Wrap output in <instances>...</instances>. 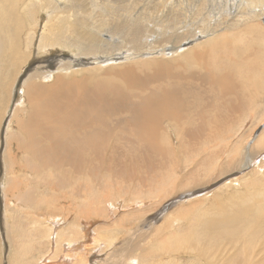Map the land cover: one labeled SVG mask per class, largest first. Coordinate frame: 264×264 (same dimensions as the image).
I'll return each mask as SVG.
<instances>
[{"label":"bare ground","instance_id":"1","mask_svg":"<svg viewBox=\"0 0 264 264\" xmlns=\"http://www.w3.org/2000/svg\"><path fill=\"white\" fill-rule=\"evenodd\" d=\"M162 1L163 17L160 16L161 19L155 20L153 25V22L150 23L153 19L148 21L152 11L148 4L151 0H130L129 3L127 0H0V128L3 120L11 116L9 130L6 131V148L0 156V164L8 176L0 191L8 202L12 198L18 205L35 204V209L40 208V215L48 208H42L44 203L34 202L30 189L23 192L27 177L22 176V180L18 172L22 171L21 174L26 176H32L28 173L44 176L41 178L42 186L49 191L51 188L65 189L63 198L59 200H74L75 214L78 212L76 215L82 216L83 220H76L77 229L72 224L68 228L66 226L64 234L59 223L50 216L52 222L45 229L46 235L50 232L49 235L53 236L55 233L56 239L53 240L57 245L61 244L63 235L66 237L63 239L65 253H77V250L84 249L81 245L85 247L88 244L90 227L86 225L95 215L104 216L107 206L113 213L114 203H105L103 209L95 211L97 205L102 207L97 200L96 191L99 189L106 190L119 180V184H126L118 188L119 194L135 199L144 196L155 199L157 207L145 210V213L152 212L150 217L131 228L125 226L123 230L134 240L141 233H152L155 237L149 242L153 248L143 249L135 258L128 254L130 246L120 248L118 262L110 257L104 258L105 261L96 252L95 256L87 259L81 256L78 260L82 264H183L182 261L177 263V256L181 254L203 255L208 264H264V192L250 202L254 182L247 186V191L230 194L229 199L208 197V185L226 174L255 164L256 157H262L261 163L264 164V127L245 150L242 148L245 139L242 135L240 139L233 136L231 141L226 140L227 135L223 139L225 142H221L223 134L233 126L232 119L226 117L214 123L206 119L208 97L215 86L225 96L229 93L242 95L236 81L238 78L232 80L227 71L232 67L231 63L221 59L224 52L231 60L232 49L227 47L220 52L219 47L220 42L229 43L223 30L232 29L239 21L215 23L211 9H208L209 4L205 5L206 0ZM184 2L186 6H183ZM257 2L259 0H250L251 5ZM262 2L264 5V0ZM186 9L188 14L183 12ZM204 9H208L207 16L198 20L207 22L201 29L194 28L192 21L185 26L181 24L183 18L191 17L192 10L196 13V10ZM220 9L224 10L222 4ZM205 34L215 36L194 47L181 46V43ZM152 51L156 54L145 55ZM150 56L155 58L149 59ZM218 65L220 71L219 68L214 70ZM248 72L246 75L252 73ZM15 86H21L22 101L9 115ZM253 93L252 90L251 94L255 96ZM237 98L230 102L235 110L242 107H238L242 102L239 103ZM215 103L212 102V105ZM235 118L236 121L240 119ZM225 147L229 151L224 155ZM20 154H23L21 159ZM25 154H31L35 160ZM51 167L60 170L49 176ZM237 178H230V182L222 188H232L236 183L239 185L242 179ZM253 179H248L250 181L246 183H251ZM197 192L199 194L192 197V193ZM9 195L11 198L8 200ZM44 196L47 198V193ZM103 197L106 200L109 198ZM182 198L186 201L181 202L177 214L170 217L169 226H166L169 231L176 221L183 220L177 230L186 232L189 220L206 208L207 201H212L207 205L209 210L222 212L202 221V230L189 226L193 232L197 231L193 237L183 232L169 244L160 242L158 221L164 219L162 221L165 222L171 212L169 207ZM229 204L234 205L229 208ZM68 208L74 212L72 206ZM145 213L134 212L139 217ZM82 224L85 227H81ZM99 232L104 231L94 229L90 239L100 245L101 253L117 238L107 237L104 240V237L98 236ZM76 233H81V239H76ZM222 237L229 240L231 248H235L233 254L227 252L224 259L216 253L219 248H214L215 252L206 248L208 245H220L219 238ZM62 258L65 263H70L67 255Z\"/></svg>","mask_w":264,"mask_h":264},{"label":"rangeland","instance_id":"2","mask_svg":"<svg viewBox=\"0 0 264 264\" xmlns=\"http://www.w3.org/2000/svg\"><path fill=\"white\" fill-rule=\"evenodd\" d=\"M127 1H128V3L130 2V0H127ZM168 1L169 0H167V2ZM262 1L263 0H259V2L254 3L253 5L250 4V0H215V2H210V3H209V1L206 0V2H205V5H206V3H207V5L209 4L210 8H208V9H211L213 18L216 19L214 21L215 23H229V21H230V23L231 22L234 23L235 21H239V23L236 26H234L232 29L223 30V34L225 35V39H226V41H229V43L227 44L224 42H220L219 47L221 48L220 52L224 51L225 48H227V47H230L232 49L231 60L229 57L227 58L224 55V52H222L223 55L222 54H220V55L223 56V57L221 56V59L224 60L222 62H226L228 60L231 63L230 67L231 66L232 67L230 69H228L227 71L232 76L231 77L232 80L234 77H235L234 78L235 80L238 78L236 80L237 84H238V88L241 89V91H242V92L240 91L241 92L240 94H242V95H239L238 93H229V95H232V96H229L226 93L227 96H225V94L223 95V92L221 93V91H219V89L215 86L214 91L211 92L212 95H210V97H208V98H210L211 104H210V102L207 103L209 106V109H208V111H206V114H207L206 119H208L210 121V123L217 122L218 119H225L226 117H229L230 119H232L230 121H232L233 126L230 127L225 132V134H223L221 142L222 143L225 142V140H223V139H225V136H227V135H229V136H227L228 138H226L227 141H231L233 136H236V137L239 136L238 138L240 139L241 135H242V137L245 138L244 141L242 142V144H243L242 148L245 150L251 144H253V142L256 138H258L260 130L264 127V121H263L264 120V115H263L264 110L262 112V109H264V5H263ZM219 3H221L224 6V10H226L225 12H224V10L220 9L221 4L218 5ZM144 4H146V3H144ZM148 4L150 5L149 9L152 10L151 13L153 14V15H151V13L149 14V16H148L149 20L148 21L150 22L151 19H153L150 23L153 22L152 24L154 25V22L159 21V19H161V17H163L161 15V10L163 9V1L162 0H151V2H149ZM186 5L187 4L184 2L183 6H186ZM202 6H204V5H202ZM154 8H156V9H154ZM256 8H258V9H256ZM208 9L196 10V13L194 12V10H192V13L190 14L191 17L183 18V21L181 22V24L185 26V24L188 21H192L194 23V28L201 29L207 21L201 22L200 20H198V18H201L203 16H207L206 13H207ZM138 11H140V10L138 9ZM154 11H156V14L154 13ZM220 11H221V13H220ZM230 11H232V12H230ZM183 12L188 14L187 9L184 10ZM158 14H160V15H158ZM155 15H158V16H155ZM154 17H156V18H154ZM224 17H226L227 19H225ZM228 18L230 20H228ZM224 19L226 20V22L224 21ZM140 20L141 19H139V21ZM214 36H215V34L214 35H212V34L200 35L195 40H189V41H186L184 43H181V46H183L184 48H189V47L197 46L198 44H201V43L204 44L209 38L214 37ZM199 41H200V43H197ZM250 44H251V46H250ZM236 49H238V50H236ZM151 54H156V53L153 52V53L145 54V55H151ZM168 55H170V54H168ZM236 55L239 59L236 58ZM240 57H241V59H240ZM245 57H246V62H245ZM148 58L153 59V58H155V56H150ZM223 58H225L226 60ZM119 61L121 62L123 60H119ZM247 61L248 62L250 61L249 65H248ZM239 63L240 64L243 63V65L240 66ZM253 64L256 68L254 66L253 67L251 66ZM82 65H84V64H82ZM89 65H91V64H89ZM238 66L240 67V69ZM247 66H248V68H246ZM218 68H219L218 71H220L219 65H218V67L214 68V70L217 71ZM252 70H254V71H252ZM216 71H213V72H216ZM248 71L252 72V73L247 74L248 75V77H247L246 73ZM225 73L226 72L221 73V74H225ZM234 74H235V76H234ZM240 75H241V77H240ZM250 75H252V76H250ZM242 76H243V78H242ZM244 77H246L247 79L246 78L244 79ZM254 77H255V79H254ZM258 79L261 81L260 83H258L259 82ZM240 80H242L243 82ZM253 80H254V82H253ZM255 80H256V82H255ZM258 87H260V88H258ZM20 88H21V86H18V87L15 86V88L13 89L14 94H13V99H12V102H11V105L9 108V112H8L9 115L14 110L15 105L19 101H22L21 95H20L21 92H19ZM216 88H217V90H216ZM245 88H248V90H246ZM249 88L251 90H249ZM243 89H245V90H243ZM254 89H256L257 92ZM252 90H253V92H254L253 94H255V96H253L251 94ZM246 91H248V92H246ZM213 96H214V98H212ZM215 96H216V98H215ZM237 96L239 98H237ZM242 96H244V97H242ZM246 96H248V97H246ZM250 96H252V97H250ZM221 97H225V98L221 99ZM230 97H233V98H230ZM235 98H237L239 103H240V101L242 102L241 104H239L237 102L239 104V105L237 104L238 107L240 105L243 107V105H244L243 109H241L242 107L239 108L240 111L232 108L233 105L231 103H233V100ZM251 98H253V99H251ZM242 99L245 101H243ZM218 100H222V101L218 102ZM225 101L229 102V104L225 103ZM250 101H252V102L250 103ZM212 102L213 103L216 102V103L212 105ZM224 103L226 104V107H224L225 106V105H223ZM249 104L251 106H253L254 108H251V106ZM210 105H211V107H210ZM227 105H229V106H227ZM217 106L221 107V108H219V110H218ZM230 106H231V108H230ZM199 108H202V107H199ZM222 108H224V109H222ZM255 108H257V109L255 110ZM210 109H211L212 113H210ZM216 111H219L220 113L219 112L217 113ZM255 111H257V112H255ZM222 112L223 113L226 112V114L224 113V116H223ZM232 112H234V113H232ZM260 112L262 113V115ZM217 114L219 115V117ZM228 114H229V116H228ZM233 115L235 117L237 116V118L240 117V119L238 118L236 121L235 120L236 118ZM252 115H253V117H252ZM10 117L11 116H9V118ZM9 118L6 120L7 122L5 121V119H6L5 118L3 120V123H1V128H0V133H1L0 134V156L3 152V150H5V148H6L5 140H6L7 132L9 130V129H7L8 123L10 120ZM233 120H235V121H233ZM239 121L241 122V124H239L240 123ZM252 121H253V123H252ZM234 122H236V123H234ZM228 124H229V122H228ZM243 127L247 128V129L244 128L245 129L244 130ZM239 130H240V132H241V130H243V131L241 133H239ZM3 133L5 135H3ZM244 133H245V136L243 135ZM248 133H249V135H248ZM247 138H249V139L247 140ZM2 147H4V148L2 149ZM225 148L226 149L223 150L224 155H225V153L228 154V151H229V149H227V147H225ZM27 154H25V156ZM29 155H27L26 157L31 159V160H35L34 156H32L31 154H29ZM22 156H23V154H20L19 159H21ZM263 160H264V157H263ZM255 161H256L255 164L252 163V164H250V166H247V168H243L239 171L236 170V171L230 172L231 174L230 173L226 174L219 181L214 182L215 184L212 183V184L208 185V190L210 193L208 195V197L214 198L215 196H220L222 198L229 199L230 194H234L235 192H245L248 190L247 186L250 184H253L255 182V185L252 186V189H251L250 202H252L254 200L255 196H258L259 193L264 192V164L261 163L262 157H260V158L256 157ZM49 170H50L49 176H51V175L54 176V174H56V172H58V170H60V169L51 167ZM21 173H23V172L22 171H20V173L18 172V174L22 178V180H23L22 176L27 177L26 183L24 184V187L22 188L23 192H25L27 189H30L32 194H33L34 202L37 204L44 203V206H42V208H48V210H46L47 212H44L42 210L43 214L39 215V213H40L39 209L40 208L35 209V206H34L35 204L33 205L31 203H28V204L24 203L25 205L24 204L18 205V203L15 200H13L10 195L8 196V200H9V198H11L10 200L12 202L10 200L8 202V201H6L5 196L0 191V194H1L0 195V201H1L0 202V264H11V263H13V264H49V263L50 264L51 263L52 264H74L75 262L76 263L78 262L77 264H82V262L80 261L81 263H79V260H78L79 258L81 259V256L84 257L85 259H87L88 257L95 256L96 252H97L96 255H99V257L102 259H104L106 257L107 258L110 257L111 260H114V261L117 260V262H118V259L120 256V254H119L120 248H123V247L127 248L130 246L131 248L129 249L128 254H130V256L134 257V258L136 256H138V253L143 251V249L153 248L152 244L149 242L152 240V238L155 237L152 233L151 234L145 233L144 235L141 233V235H137L136 239L134 240V239H130L123 230L126 227L128 229V227L131 228L133 226H136L138 223L143 221L144 218L146 219V218L150 217L152 212L145 213V210L148 209L149 207H157L156 205H154L155 199H152L150 197L146 198L144 196L141 198H137L138 199L137 200L133 196H132V198H130V196L127 194H126L127 195L126 197L123 193L119 194L118 190L121 187H123V185L125 187L126 184L125 183L119 184V180H117L118 182L116 181L117 183L115 182V184H113V186H108L106 188L107 191L105 189H103L104 191L102 189H99L98 191H96L98 193V199L97 200L98 201L100 200L102 207H99V205H97L95 207L96 208L95 211H99V210L103 209V205L105 203H107V204L114 203V206L112 207L113 213L110 212V210H109L111 208L109 206H107V209H106L107 215L106 214L104 216L103 215H100V216L95 215L94 218L90 220L91 223H89L90 221L87 219L89 224L86 226L90 227V232H88V233H90V235H89L90 237L88 236L89 238H87V239L90 242L88 241V244L85 247H87V246L88 247L85 248L81 245L82 249L84 248L83 249L84 251L79 249V250H77V253L76 252L70 253L69 251L67 253H65L64 249L66 247V244L63 245V243H64L63 239H66V237L64 235L62 236L61 239L63 241L61 240V244H58L59 245L58 246L56 244V241L53 240V239H56L55 233L53 234V236L49 235L50 232L46 235L45 229H48V226H50V222H52L50 220L51 218L49 219L50 216L54 217V220H56L59 223V225H60L59 227L62 228V232L64 234H65V229H67L70 224H72V226H74L75 228L76 227L78 228V224H77L78 222L76 220L81 221V220H83V218H81L82 216L76 215V214H78V212H76V214H75L76 205L74 203V200H72L70 202H68L67 199L59 200V199L63 198V194L66 190L65 189H61V190L57 189L56 190V188H54V189L51 188V191H49L47 188L42 186L41 178H44V176H41L40 174H35V173H28V174H31L32 176H26V175L21 174ZM45 174H47V172H45ZM34 175H35V177H34ZM7 176H8L7 172L2 169V166L0 164V190H1L2 185H4L6 183ZM245 176H246V178H245ZM235 177H238L237 179H242L239 185H238V183H236L235 185L230 184V185H233L234 187L222 188V187H224L225 183L230 182V178H235ZM250 178L251 179L254 178L253 181L251 183H249V182L246 183V181H250V180H248ZM115 186H116V188H115ZM34 187H35V189H34ZM220 187H221V189H220ZM43 188H44V191L42 190ZM46 193L48 195L47 198L44 196ZM102 193H103V195H102ZM108 193H109V195H108ZM114 193H115V195H114ZM196 194L198 195L199 192H197L195 194L192 193V195H193L192 197L197 196ZM200 194H202V192H200ZM50 196L52 197L51 201L54 200V201H52L54 203H52L51 201L48 200V197H50ZM56 196H58V197H56ZM103 196H108L109 197L108 200H106L105 197H103ZM41 197H43V198L41 199ZM187 197L188 196H186L185 198H187ZM185 198L180 199L175 204H173L172 207H169V211H171V212H169V215H167V217L165 218V222H163L164 219H162L163 221L161 219L158 221L157 228L161 229V231L158 233L159 234L158 238H159L160 242L169 244L171 241L177 240L179 238V235H178L179 233L182 234L184 232V231H178L177 230L179 223L182 222L183 220H178L176 222L174 221L176 223V225L171 228V231L167 230L168 227H166V226H169L168 221H169L170 217L175 216L177 214V209L179 207L178 205H181L184 201H186ZM116 199H118V200H116ZM132 199H135L136 201L132 200ZM211 200H212V198L210 199V201ZM43 201H45V202H43ZM146 201H149V202H146ZM6 202H8L7 205H6ZM123 202H125L126 204H123ZM138 202H140L142 204H140ZM211 202L209 203L207 201V203H205L206 208L202 209L200 214H198V215L196 214L197 217H192L190 220L188 218L189 225L186 227L187 231L184 232L183 234H192L191 237H193V234L197 231L193 232L189 228V226L194 225L195 228L197 230H199V228L200 229L202 228V226H201L202 221H204L207 217L217 216L220 214V212H222V211H219L217 209L209 210V208H207V205L209 206L211 204ZM144 203H147V204H144ZM148 203H150V204L148 205ZM60 205H64V207L60 206ZM145 205H147V206H145ZM233 205L234 204H229L227 206L229 208H231ZM71 206L73 207L74 212H72V211L70 212L68 210L69 209L68 207H71ZM136 206H139V207L136 208ZM142 206H144V209ZM141 207H142V209H141ZM117 209H118V211H117ZM134 212L135 213H143L144 212L145 214L142 217H139L138 215L134 214ZM32 213H34V214H32ZM173 214H175V215H173ZM133 215H134V217L136 216L134 219L131 218V217H133ZM57 216H59V217H57ZM83 217L85 218L86 216H83ZM58 218H61V220H59ZM73 222H76V224H74ZM35 223H36V225H35ZM83 224H85V223H83ZM83 224L81 227H85V225L83 226ZM66 226H67V228H66ZM98 226L101 228V230L104 231V232H99V234H98L99 237L100 236L102 238L104 237V240H107L109 237H113V238L116 237L117 238V239L115 238L116 240L114 239L115 241L111 246L106 247L105 250H103L101 253L99 251L100 245H98V243L91 241V239H90L93 236V230L94 229H100ZM60 228H59V231H60ZM119 228H120V230L122 229L121 233H120V230H118ZM109 230H110V232H109ZM106 233H108V234H106ZM73 235H75V233ZM80 236H81V233H76V239L77 240H79ZM50 237H53V238H50ZM138 238H139V240H138ZM140 238H142V239H140ZM222 238H219V239H221L220 245H218V246L217 245H214V246L208 245V247H206V248L210 252H215L214 248L215 249L219 248L218 249L219 252L222 249L221 250L222 252L219 253L216 250V253L219 254V258L224 259L228 255L229 252H230L229 254H233L232 251L234 252L235 248L230 247L231 244H230L228 239H226V238L222 239ZM131 240H133V241H131ZM235 242H237V241H235ZM253 244H254V242H253ZM223 247H225V250H223ZM227 247H229V248L227 249ZM94 249L96 251H94ZM245 249H246V247H245ZM75 253H76V255L78 253L79 254L76 256ZM121 253H122V251H121ZM64 254L67 255V258H69L68 261H70V263L69 262L65 263V261L62 258ZM43 257H45V258H43ZM64 257H66V256H64ZM39 258L40 259L42 258V260L40 261ZM177 258H178L177 263L180 261L184 262L183 264H204V263H207L203 259V255H200V254H198V255L181 254V255H178ZM48 259H50V260H48ZM74 259H77L78 261H76ZM104 260L106 261V259H104ZM167 260L168 259H166L165 262ZM202 260H203V262H202ZM48 261H52V262H48ZM43 262H45V263H43ZM92 263H93V261H92ZM165 264H167V263H165Z\"/></svg>","mask_w":264,"mask_h":264}]
</instances>
